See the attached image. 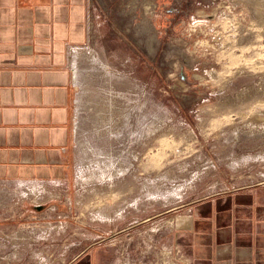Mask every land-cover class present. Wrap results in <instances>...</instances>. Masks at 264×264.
<instances>
[{
	"label": "rangeland",
	"instance_id": "obj_1",
	"mask_svg": "<svg viewBox=\"0 0 264 264\" xmlns=\"http://www.w3.org/2000/svg\"><path fill=\"white\" fill-rule=\"evenodd\" d=\"M92 2L73 177L0 188V255L21 254L0 264H66L96 240L103 264H176L159 237L178 211L264 182V0Z\"/></svg>",
	"mask_w": 264,
	"mask_h": 264
},
{
	"label": "crops",
	"instance_id": "obj_2",
	"mask_svg": "<svg viewBox=\"0 0 264 264\" xmlns=\"http://www.w3.org/2000/svg\"><path fill=\"white\" fill-rule=\"evenodd\" d=\"M92 7V0H0V188L71 181L72 55L93 37ZM172 218L159 240L176 264H264V182L196 200ZM104 246L92 241L66 264H103Z\"/></svg>",
	"mask_w": 264,
	"mask_h": 264
},
{
	"label": "bare ground",
	"instance_id": "obj_3",
	"mask_svg": "<svg viewBox=\"0 0 264 264\" xmlns=\"http://www.w3.org/2000/svg\"><path fill=\"white\" fill-rule=\"evenodd\" d=\"M75 51V50H74ZM73 51V52H74ZM78 51V50H77ZM77 51H75L74 53L76 54V56L78 57H82V58H84V60H85V57L86 58H88V51H85V52H78V54H77ZM90 58V57H89ZM93 58V57H92ZM79 60V59H78ZM80 60H81V58H80ZM79 60V61H80ZM91 60V59H90ZM81 62H82V60H81ZM91 63H92V61H91ZM97 63V62H96ZM80 68V67H79ZM83 70L81 69V73H80V77H82L81 78V80L84 78L85 80V82L88 84V82H87V77H88V74H89V71H88V66H85V65H83ZM77 76V75H76ZM90 76V75H89ZM89 78V77H88ZM92 78V77H91ZM93 79V78H92ZM79 81L77 80V83H78ZM86 83H84V84H86ZM90 83V82H89ZM93 83V82H92ZM87 84H86V87H88V90H84L83 91V94L86 92L88 95H87V97H90L91 95H92V92H91V90H90V87H89V85L87 86ZM94 92V91H93ZM96 95V94H95ZM86 97V96H85ZM104 97V96H103ZM99 99H100V97H98ZM91 99H93V98H91ZM95 100V99H94ZM93 100V101H94ZM101 100V99H100ZM107 100V99H106ZM84 101V100H83ZM82 101V102H83ZM108 103L106 104V105H104L100 110H99V116H100V118H101V120H102V122H105L109 127H113V124L117 121V119L119 118V113H118V111H120L119 110V105H118V103H117V101H118V99H117V97L115 98V97H113V96H111V97H109L108 98ZM89 102V101H88ZM101 102V101H100ZM94 103V104H93ZM91 102V104H93V106H95V102ZM83 104H85V102L83 103ZM121 104V103H120ZM86 105V104H85ZM91 107V106H90ZM97 107H98V104H97ZM122 107V106H121ZM91 109H92V107H91ZM125 109V108H124ZM98 110V109H97ZM123 114V113H122ZM118 115V116H117ZM124 115V114H123ZM99 116H98V118H99ZM122 117V116H121ZM117 118V119H116ZM123 118V117H122ZM120 119V118H119ZM98 121V120H97ZM120 121V120H119ZM117 123V122H116ZM119 123V122H118ZM101 213V212H100Z\"/></svg>",
	"mask_w": 264,
	"mask_h": 264
},
{
	"label": "flooded vegetation",
	"instance_id": "obj_4",
	"mask_svg": "<svg viewBox=\"0 0 264 264\" xmlns=\"http://www.w3.org/2000/svg\"><path fill=\"white\" fill-rule=\"evenodd\" d=\"M182 11H184V10H182ZM159 61L160 62H162V63H164V60H162V59H159ZM165 62H167L166 60H165ZM180 64H181V69L183 70L184 69V67L186 66L185 64V62L183 61V62H180ZM167 67V66H166ZM184 70L183 71H181V77H182V79H184Z\"/></svg>",
	"mask_w": 264,
	"mask_h": 264
},
{
	"label": "water",
	"instance_id": "obj_5",
	"mask_svg": "<svg viewBox=\"0 0 264 264\" xmlns=\"http://www.w3.org/2000/svg\"><path fill=\"white\" fill-rule=\"evenodd\" d=\"M75 71V70H74Z\"/></svg>",
	"mask_w": 264,
	"mask_h": 264
}]
</instances>
